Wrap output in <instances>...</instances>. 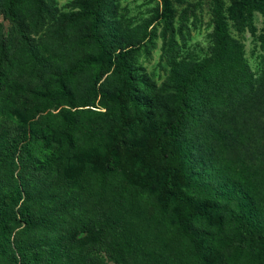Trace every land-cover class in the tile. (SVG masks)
Listing matches in <instances>:
<instances>
[{
  "label": "rangeland",
  "instance_id": "rangeland-1",
  "mask_svg": "<svg viewBox=\"0 0 264 264\" xmlns=\"http://www.w3.org/2000/svg\"><path fill=\"white\" fill-rule=\"evenodd\" d=\"M4 1L0 0V10ZM169 3L164 12L160 0H103L100 9L96 0H25L17 11L25 38L0 14V149L16 136L44 133L47 144L25 141L21 152L25 164L46 165V172H35L36 190H44L48 175L57 177L64 171L69 188L60 189L61 199L67 201L69 214L82 215L90 224L76 240L105 264H118L110 253L117 245L127 244L130 236H118L117 241L108 232L119 225L118 207L100 204L98 183L103 174L98 157L102 153L94 145L98 133L109 137L111 129L122 125L125 146L145 161L134 180L148 202L142 213H159L164 207L167 212L159 236L151 239L148 235L161 249L151 244L152 249L142 252L143 259L155 263V257L167 258L163 252L176 249L180 255L177 263L193 259L197 253L204 264H264L255 252L239 245L232 215L238 213L240 197L228 195L229 189L242 187L264 212V13L248 0H223L234 60L198 82L192 103L202 122L189 123L179 139L191 152L188 182L181 189L192 195L197 206L213 203L210 218L224 220L223 227L206 220L190 225V231L207 233L199 248L198 242L175 228L174 205L161 198L163 178L157 169L165 162L150 145L155 127L175 118L180 82L214 53V5L211 0ZM96 13L106 47L104 65L78 73L68 86L71 97L45 110L34 93L55 92L59 78L68 70L100 57L90 36ZM124 50L132 51L133 98L127 103L126 120H121L115 98L121 88L117 55ZM134 105L141 108V115ZM71 115L78 131L74 144L67 145L60 129ZM61 144L67 150L60 151ZM203 163L223 173L225 188L219 186L217 175L205 180L199 173ZM127 219L133 223L136 214L131 211ZM24 240L23 229H19L10 251L15 252V246ZM0 264L11 262L0 255Z\"/></svg>",
  "mask_w": 264,
  "mask_h": 264
},
{
  "label": "trees",
  "instance_id": "trees-1",
  "mask_svg": "<svg viewBox=\"0 0 264 264\" xmlns=\"http://www.w3.org/2000/svg\"><path fill=\"white\" fill-rule=\"evenodd\" d=\"M24 1L5 0L0 10V14L18 27L22 38H25V35L17 11ZM211 1L214 5L215 20L214 53L196 65L180 82L176 96L175 118L170 123L155 127L153 142L150 145L165 162L157 169L163 178L161 198L165 204L174 205V217L177 221L175 228L185 237L198 242L199 248L203 246V237H206L207 233L190 231V225L206 220L210 224L223 227L224 220L222 217L210 218V210L214 209L213 203L197 206L192 200V195L181 189V186L188 182L186 170L189 167L191 152L187 145H181L179 139L189 123L197 125L202 122L192 103L198 82L205 79L210 72L225 68L234 60V45L224 17L223 0ZM160 2L163 11L167 12L170 7L169 0ZM248 2L256 10L264 13V3L258 0ZM96 5L100 9L103 0H96ZM90 31L91 39L100 50V57L79 63L68 70L59 78L55 92L46 95L34 93L36 98L42 99L45 110L57 106L62 99L71 97L68 86L78 73L96 65L99 67L104 65L106 47L101 38L99 13L93 15ZM131 54V50H124L117 55L121 88L115 100L121 120H126L127 103L133 98V75L129 65ZM134 107L141 115V108L138 105ZM60 130L64 142L73 145L78 131L75 116L71 115L68 121L61 125ZM99 138L103 139L102 142ZM25 141L47 144L44 133L40 135L30 132L25 136L14 137L9 144L0 149V255L8 257L11 264H105L102 258L93 255L75 238L86 232L90 224L82 220V215L69 214L67 201L61 199L60 189L69 188L65 172L59 171L57 177L48 175V182L42 188L44 190H36L38 186L36 173L46 172L47 169L45 163H24L21 152L25 147ZM94 146L97 152L102 153V156L98 157V166L103 174L98 183L101 191L100 204L118 207L119 225H113L108 232L117 241L118 236H130L127 244L117 245L115 250L111 251V260L118 264H204L197 253L195 258L177 263L176 258L180 255L176 249L163 252L167 258L161 254L158 258L155 257V263L148 258L143 259L142 252L152 249L151 244L161 249L149 237L154 239L159 236L160 226L167 215L166 209L163 206L159 213H142L148 202H145V192L136 188L134 180L140 176L145 161L142 156L130 153L125 146L122 125L111 129L109 137L98 133ZM65 150L67 147L61 144L60 151ZM199 173L204 175L206 181L212 180L216 175L219 176L221 178L219 186L225 188L224 182H227V178L214 167L203 163ZM228 195L234 199L240 197L238 213L232 215L239 245L249 252H255L258 260L264 261V212L250 201L246 189L242 187L229 189ZM131 211L136 214L133 223L127 219ZM19 229H23L25 240L15 246V252H11L12 238ZM179 242L182 244L184 240L179 239ZM196 251H199L198 248ZM117 255L121 256L120 259L116 257Z\"/></svg>",
  "mask_w": 264,
  "mask_h": 264
}]
</instances>
